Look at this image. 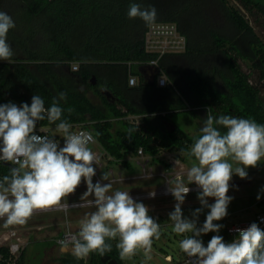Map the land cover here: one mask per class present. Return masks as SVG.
<instances>
[{
    "label": "trees",
    "instance_id": "1",
    "mask_svg": "<svg viewBox=\"0 0 264 264\" xmlns=\"http://www.w3.org/2000/svg\"><path fill=\"white\" fill-rule=\"evenodd\" d=\"M242 2L246 9L262 3ZM132 3L155 7V22L173 21L187 37L184 53L172 54L173 60L165 55L159 62L175 84L159 87L140 79L137 86H128L127 64L156 57L143 51L142 38L149 24L128 17ZM0 11L15 23L7 34L12 61L0 60V104L30 105L28 96L38 95L48 108L60 92H66V100L60 102L62 119L72 130L74 125L88 129L111 158L110 165H121L131 174L135 168L129 161L140 149L152 158L162 151L189 155L201 134L192 138L180 129L162 133L161 122L187 110L192 100L212 106L214 119L229 115L264 124L261 88L250 79L252 71L258 73L264 88V43L229 0H0ZM237 59L251 62V72L243 71ZM73 63L80 65L77 73L71 71ZM103 89L118 102L110 103ZM142 96L157 101L159 107L148 110V116L136 125L126 118L146 111H138L128 99ZM45 125L56 124L45 119L37 127ZM214 126L221 134L226 132ZM10 168L0 163V179L10 175ZM116 240L107 241L111 250L103 254L123 264ZM0 251L6 249L0 247ZM103 254L93 252L89 264H101ZM65 264L84 263L72 258Z\"/></svg>",
    "mask_w": 264,
    "mask_h": 264
},
{
    "label": "clouds",
    "instance_id": "2",
    "mask_svg": "<svg viewBox=\"0 0 264 264\" xmlns=\"http://www.w3.org/2000/svg\"><path fill=\"white\" fill-rule=\"evenodd\" d=\"M127 15L151 24L156 20L157 10L132 3ZM14 27L11 16L0 11V60L9 63L14 53L7 34ZM66 98L67 93L60 92L48 108L38 95L31 97L30 105L0 104V161L16 165L10 168V175L0 179V218L6 217L5 226L24 225L37 210L66 209L65 199L83 181L87 185L85 195L94 197L96 211L80 222L78 234H69L59 242L61 251L86 261L90 253L110 251L107 241L118 238L116 246L122 259L133 257L141 249L147 257L153 240L161 235L160 224L148 214V207L134 201L128 191L108 194L111 183H93L97 157L88 145L95 142L94 137L91 132H72L68 121L62 119L64 109L60 102ZM72 111L68 109L69 113ZM45 119L49 124H56L63 146L55 136L36 134L38 122ZM214 125L222 126L226 132L221 134ZM200 131L202 134L189 152L198 163L187 171V184L194 182L198 186V200L202 205L192 212V219L184 217L181 209L190 191L187 184L180 179L170 188L177 202L169 213L172 231L184 236L179 249L185 256L195 257L191 264H264V230L255 222L247 228L236 229L237 236L231 242H225L217 234L205 246L199 238L208 232L219 233L223 227L214 221L227 215L232 200L227 193L233 173L247 178L246 169L264 161V124L229 115L215 119L208 115ZM234 164L240 166L233 167ZM102 179L107 180V176ZM210 197L215 198L212 204L208 203ZM256 198L259 200L260 195ZM203 208L210 211L202 226L197 227Z\"/></svg>",
    "mask_w": 264,
    "mask_h": 264
},
{
    "label": "rangeland",
    "instance_id": "3",
    "mask_svg": "<svg viewBox=\"0 0 264 264\" xmlns=\"http://www.w3.org/2000/svg\"><path fill=\"white\" fill-rule=\"evenodd\" d=\"M231 5H236L233 0H229ZM199 60V58H198ZM173 122L179 124L181 128L194 134L195 123L194 118L188 113L176 114L170 117ZM133 121L132 119H129ZM136 122V121H134ZM93 153H97L99 161L97 165H94L96 174L93 176V183L100 181L104 184L111 183L112 189L108 194H112L117 190L128 191L129 195H147L136 202L144 203L148 209V214L160 224L161 235L159 239H154L152 248L148 256L146 257L143 250H138L137 254L131 258H124V264H170L166 257L181 259L184 256H180V253L184 254L179 249V242L184 238L182 235H177L172 231L173 222L169 219V213L174 210V206L177 203L175 198L172 196H153V192L160 189L166 183V178L170 180L172 187L175 186L177 180L183 179L187 184V171L194 164L198 163L194 157L188 154H182L178 151L167 152L162 151L157 158L151 156H144V159L134 157L130 159V164L135 168V173L131 174L123 166L110 165V157L104 153L102 147L96 143L90 147ZM105 154V155H104ZM157 159V161H156ZM240 166L234 164L233 167ZM248 176L247 178H240L238 175L233 173L232 179L229 182V190L227 195L232 197L228 208L227 215L220 221H214L223 225L219 233L208 232L202 234L199 237L204 245L211 239L213 235H221L224 240L226 238L227 226L242 220H253L257 218V213L262 210L256 204L257 201L264 197V191L261 188L264 187V161H261L255 168L249 167L246 169ZM154 174L155 177L149 179H143L144 174ZM106 175L107 180L102 179ZM120 177L127 179V181L120 183H114L113 180H118ZM112 181V182H111ZM187 186L192 188L197 186L194 182L188 183ZM87 191V185L83 181L80 186L76 189L75 193L69 195L65 199L64 203H71L75 201L94 199L91 195H85ZM198 191H190L186 194L185 200L181 205L182 214L188 219H192V212L197 208H202L198 200ZM260 195L258 200L256 197ZM208 203L212 204L215 202L214 197L207 198ZM96 211V207H88L81 209H72L68 212L65 211H52L41 214H34L24 225H10L15 227H28L33 224L36 225H49L50 223L58 222L59 227L64 229L65 222L68 220L73 230L76 227H80V224H75L74 217L78 214L79 217H84L92 212ZM210 211L208 208H203L197 218V227L202 226L207 213ZM5 225V221H0V229ZM9 227V226H7ZM6 227V228H7ZM4 231V230H3ZM2 234V231H0ZM42 235V234H39ZM43 236V235H42ZM36 236L32 237L31 242L28 244V248L24 255L23 264H42L46 252L53 245L51 242L57 243L59 235L54 234L52 236ZM118 243V238L116 240Z\"/></svg>",
    "mask_w": 264,
    "mask_h": 264
},
{
    "label": "built area",
    "instance_id": "4",
    "mask_svg": "<svg viewBox=\"0 0 264 264\" xmlns=\"http://www.w3.org/2000/svg\"><path fill=\"white\" fill-rule=\"evenodd\" d=\"M143 48L144 51L148 54H153L156 57L152 59L149 62V65L153 67H158L159 62L165 55L169 54H181L186 51L187 48V37L179 30L177 24L175 22H154L149 24V26L146 29V32H144L143 35ZM71 69L74 73H77L80 69L79 64L73 63L71 65ZM167 78L164 75H161L158 78L157 84L159 87H165L167 85ZM128 85L129 86H135L136 85V79L133 76L128 77ZM74 133L79 132H90L88 129H85L81 126H75L74 129H70ZM36 134L38 135H48L53 136L51 130L46 129H37ZM56 139L60 142V145L63 146V138L61 135H56ZM94 137V136H93ZM94 143H89L88 147H92L96 140L94 138ZM96 155V154H95ZM143 150L140 149L138 151V158L144 159ZM0 163H5L3 161H0ZM8 163V162H7ZM11 164V163H9ZM98 164V159L96 162V165ZM12 165V164H11ZM16 166V165H12ZM155 175L152 173L150 175L144 174L143 179H149L153 178ZM124 181H127V179L120 177L118 180H113L114 183H122ZM103 185L104 183L98 181ZM112 182V181H111ZM170 180L166 178V183L164 186L160 187L157 191L153 192V196H172L170 188H171ZM190 191H198L200 190L198 186H194L192 188H189ZM189 191V192H190ZM133 199L139 200L144 197H147V195H130ZM94 199L89 200H82V201H75L71 203H64L67 205L66 209H49V210H37L34 212V214H41V213H47L52 211H65L68 212L72 209H81V208H88V207H95L93 203ZM258 206L260 208L264 209V197L260 199L254 206ZM259 211L257 214V218L253 220H242L235 222L226 228V238L225 242H231L236 236L237 232L236 229H244L247 228L251 223L255 222L257 223L258 227L260 229L264 228V210ZM33 214V215H34ZM1 222L6 221V217L0 218ZM3 225L0 229L2 231V234H0V247L3 249H6V251H0V264H18L23 252L25 251L26 247L28 246V242L23 239L22 235L18 232L17 229L14 227H7ZM4 230V231H3ZM79 230H73L69 221H66V225L62 233L57 238V243L60 245V241L65 239L69 234H78ZM180 256H184V258L181 259H174L170 256L166 257V260L170 264H191V261L195 260V257H187L185 254L180 253Z\"/></svg>",
    "mask_w": 264,
    "mask_h": 264
},
{
    "label": "crops",
    "instance_id": "5",
    "mask_svg": "<svg viewBox=\"0 0 264 264\" xmlns=\"http://www.w3.org/2000/svg\"><path fill=\"white\" fill-rule=\"evenodd\" d=\"M233 1L236 4V6L242 11L243 15H245L248 18V20L250 21V25L253 27L254 31H256V33L258 34V36L260 37V39L264 43V1L263 0H254V2H261L262 1L261 6L260 7L259 6H257V7L256 6H250L247 9L243 6L242 0H233ZM171 22H173V21H171ZM142 41H143V38H142ZM142 47H143V45H142ZM143 51H144V48H143ZM144 53H146V51H144ZM146 55H153V54L146 53ZM165 57H167L168 59H172V60H173V58H175L172 54L166 55ZM141 60H144V61H135L133 63L131 62V63L127 64V71H128L127 84H128V77L133 76L136 79V85L135 86H137L139 84L140 79L143 82H146V83H149L150 85H153V84L157 83L158 78L161 75L166 76V78L168 80L167 84L168 83L169 84H175L173 79H171L168 71H166V69L161 67V65H159L158 67H153V66L149 65V61H146V59H141ZM237 63L242 68V70L245 71L246 73L251 72V69H250L251 62H249L248 60L237 59ZM72 73H74V72H72ZM258 76H259L258 73L252 71L251 76H250L251 83L259 85V87L261 88V96L264 99V88L261 85V83L258 81ZM95 83H96V81H95ZM218 85L220 88H222L221 81H218ZM184 86L187 87V85H184ZM179 87L182 88L183 86L179 85ZM105 90L106 89L102 90L103 95H105L104 94ZM21 94H23V92H21ZM111 95H112V93H111ZM28 97L31 99V96H28ZM91 98L97 104H101L99 98H97L93 95H91ZM106 98H107V96H106ZM112 99H115L114 102L111 101ZM108 101L110 103L114 104V103L118 102V99H116L112 95L111 98L108 99ZM128 102L131 104V106L136 108L138 111H146V112L139 114V115H129L126 118V120L132 119L133 121H131V122L136 121V122H134L136 125H140L142 122V119L144 117L148 116V114H146L148 110H152V109L159 107V103L157 101H155V100L150 101L147 99L146 96H144V97L142 96L139 98H130V99H128ZM191 102L192 103H189V104L187 103L188 104L187 110L182 111L180 113H175L173 115H176V114L180 115L182 113L190 114L194 118L193 123H195V126H196L195 130H194L195 131L194 134H191L190 132L181 128V126H179V124L173 122L171 118L169 120H164L163 122H161V126L163 129L162 133H165V132L172 133V132H175L176 129H180V130H184L192 138H196L198 135L202 134L200 130L205 125L207 116L208 115L213 116L212 115V106H208V104H200L196 100H194V101L192 100ZM75 126H77V125H74V127ZM161 126H160V129H161ZM71 128H73V126H71ZM37 129L51 130V132H54L52 134H57V135L62 136V134L56 130V125L40 126V127H37ZM103 151L105 154H107V152L104 149H103ZM94 154H96V157L99 161L98 154L97 153H94ZM85 217H86V215H84V217H79L77 214L74 217L75 224H80V222ZM57 223L58 222H54V223H50L49 225L33 224L31 226H28V227H24V226L23 227H15L14 226V228L18 230V232L22 235L23 239L26 240L29 244L31 242L30 238H32V237H36V236L40 237L42 235L45 237H48V236H52L54 234L60 235L63 229H61L59 227V224H57ZM10 227H13V226H10ZM79 228L80 227H76V229H79ZM39 234H42V235H39ZM50 243H52L53 245H51L50 248L48 249V251L46 252V255L44 257L42 264H65L68 260H71L72 258H74L70 252H62L61 247L58 243H55V245L51 241H50ZM27 248L23 252V254L20 258L19 264L24 263L23 260H24V255H25ZM106 255H108V254H103L99 257L101 264H107V261H109L110 259L116 260L112 256L108 255L109 259H107L106 261H102L101 260L102 256H106ZM91 258H92V253H90V255L88 256L86 261L85 260H81V261L84 264H89V261H91ZM117 264H118V262H117Z\"/></svg>",
    "mask_w": 264,
    "mask_h": 264
},
{
    "label": "water",
    "instance_id": "6",
    "mask_svg": "<svg viewBox=\"0 0 264 264\" xmlns=\"http://www.w3.org/2000/svg\"><path fill=\"white\" fill-rule=\"evenodd\" d=\"M94 83H95V82H94ZM104 94L107 96L108 99H110L111 96H112L111 93L108 92L107 90L104 91ZM114 100H115V99H112L111 101L114 102ZM4 165H7V166H9V167H11V168L14 167V166L10 165V164L7 163V162H5ZM107 259H109V256H108V255H106V256H102V258H101L102 261H106ZM113 262H114V263H113ZM107 264H117V262H116V260H114V259H110L109 261H107Z\"/></svg>",
    "mask_w": 264,
    "mask_h": 264
}]
</instances>
